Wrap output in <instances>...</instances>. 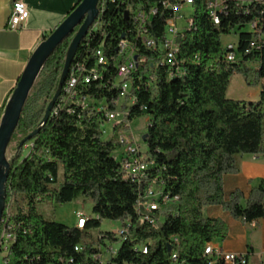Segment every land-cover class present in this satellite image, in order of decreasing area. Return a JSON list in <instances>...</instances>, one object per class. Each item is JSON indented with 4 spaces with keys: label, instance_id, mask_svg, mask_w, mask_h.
Instances as JSON below:
<instances>
[{
    "label": "trees",
    "instance_id": "1",
    "mask_svg": "<svg viewBox=\"0 0 264 264\" xmlns=\"http://www.w3.org/2000/svg\"><path fill=\"white\" fill-rule=\"evenodd\" d=\"M160 2L104 1L94 22L100 24L98 33L81 41L68 71L76 61L88 68L95 66L93 52L100 44L108 64L98 65L103 73L98 80L87 84L79 80L77 95L102 100L113 108L118 89L113 87L111 57L121 38L135 41L129 12L138 6L157 9L147 27L158 44L170 12ZM100 4L101 0L98 9ZM223 5L219 23L214 24L206 0L189 2L188 26L174 38L180 77L169 76L175 63L163 62L165 51L159 46L153 51L135 47V54H143L146 64L130 73L132 104L125 107L124 120L148 116L143 141L152 164L140 183L122 178L113 155L120 143L117 137L103 138L102 113L82 108L64 95L63 88L48 121L42 123L73 34L56 47L30 91L8 145L10 169L2 217L8 210L12 238L5 264H98L92 254L106 240L117 242L115 231L100 232L91 243L82 241L105 219L128 223L127 238L119 242L107 264H209L205 246L216 238L224 239L228 226L221 218L205 217V206H221L233 218L248 223L264 216V179L246 197L239 190L223 192V176L239 171V156L264 154V0H223ZM232 33L237 34V60L228 62L221 38ZM233 74H240L247 86L260 87L257 100L226 97ZM114 128L116 132L118 127ZM26 144H30L27 151ZM60 174L62 181L55 187ZM153 181L170 201L148 213L138 203ZM79 196L91 201L95 214L83 228L46 219L36 210L37 203L61 205ZM147 213L156 223L142 218ZM142 243L147 244L146 253L136 249ZM76 245L84 249L76 251ZM214 264L226 263L219 259Z\"/></svg>",
    "mask_w": 264,
    "mask_h": 264
},
{
    "label": "built area",
    "instance_id": "2",
    "mask_svg": "<svg viewBox=\"0 0 264 264\" xmlns=\"http://www.w3.org/2000/svg\"><path fill=\"white\" fill-rule=\"evenodd\" d=\"M104 1L106 0H101L99 14L100 10L103 9ZM239 1L244 2L245 0ZM206 2L211 21L214 24H218V12L220 13L224 9L223 0H206ZM160 3L163 8L170 10V12L169 16L166 18L163 40L158 44L150 36L147 27L148 18L155 14L157 9L154 7L146 10L138 6L129 12L134 24L133 31L135 34V41L132 42L128 39L121 38L115 48V55L111 57L115 66L113 87L118 89V96L111 102L113 108H111L109 104H102V100H96L89 96H79L75 91V87L79 80L87 84L102 77L103 73L98 65L104 68V66L108 64V58L101 44L93 52L97 66L95 65L88 68L84 62L76 61L70 68V72L68 71V77H66L65 84L62 87L64 89V95L75 99L76 104L80 105L82 108H91L92 110L102 113L103 123L112 121L123 122V129L119 130L118 141L120 146L114 151L113 155L119 162L122 178L138 183L147 177V169L152 162L147 159L145 152L142 153L140 151L135 142L130 121L127 122L124 120L125 107L132 104L131 97H129V86H132L133 74H129V67H137L138 69L146 64V58L143 54H135V47H142L145 50L153 51L159 46L165 51L163 62L175 63V70L170 71L169 76L172 77L175 75L180 77L182 75V68L177 62V54H174V38H176L183 29L177 26V21L182 18L179 11L189 6V2L188 0H179L176 2L161 0ZM27 17L28 9L26 4L22 0H13L6 23V29L11 31L19 30L25 23ZM186 26H188V20L186 21ZM99 29V22L93 23L86 36H92L94 33H98ZM252 46H256L255 42L252 43ZM224 47L226 49L225 60L228 62L236 61V45L229 42ZM150 77L151 79H155L154 74H151ZM142 109L144 110L145 107H142ZM102 130L104 132L103 128ZM173 199H177V197ZM169 201L170 197L164 195L162 188L157 186L155 181H153L152 185L147 188L142 199L139 201L138 207L141 210L151 213V211L159 209L163 204ZM148 213L143 214L142 218L148 223H156L155 218ZM75 217V226L83 228L88 217L81 211H76ZM249 224L255 226L254 221L249 222ZM0 226V264H5L4 257L8 250V241L12 238V224L9 222L8 210H6V215L2 217ZM127 236L128 223L124 222L115 230V237L118 239L117 242H120L125 240ZM74 249L76 251H82L84 246L76 245ZM96 249V252L92 254V258L96 260L98 264H106L108 259L114 256L117 251V247H114L113 244L110 243H106L105 246H99ZM136 249L140 250L142 253H146L147 244H139ZM204 253L211 257L209 264H214L219 259H222L226 264H247L246 253H226L221 251L218 247H215L211 242L205 246ZM172 258H175V254L172 255Z\"/></svg>",
    "mask_w": 264,
    "mask_h": 264
},
{
    "label": "crops",
    "instance_id": "3",
    "mask_svg": "<svg viewBox=\"0 0 264 264\" xmlns=\"http://www.w3.org/2000/svg\"><path fill=\"white\" fill-rule=\"evenodd\" d=\"M22 1L28 9V17L19 30L11 31L6 29V23L13 0H0V116L31 52L79 0ZM259 93L260 88L254 94L257 99ZM238 166L237 173L223 176V192L228 195L239 190L246 197L251 188L264 179V154L241 155ZM203 215L221 218L228 226L224 239L216 238L211 242L215 247L226 253H246L247 264L264 262V216L254 221L255 226H251L248 222L233 218L221 206H205Z\"/></svg>",
    "mask_w": 264,
    "mask_h": 264
},
{
    "label": "water",
    "instance_id": "4",
    "mask_svg": "<svg viewBox=\"0 0 264 264\" xmlns=\"http://www.w3.org/2000/svg\"><path fill=\"white\" fill-rule=\"evenodd\" d=\"M98 1L99 0H81L49 33V35L38 43L35 49L31 52L16 81L12 93L5 103L3 112L0 116V224L3 210L5 208V184L10 169L8 145L17 127L25 102L49 56L59 44L73 34L66 51L57 90L47 104L42 118V123L48 121L54 103L61 93L76 51L81 41L86 37L89 28L98 17ZM176 42H178V39H176ZM37 131L38 129L25 136L19 145L21 146L25 141L31 139ZM142 140H144V136H142Z\"/></svg>",
    "mask_w": 264,
    "mask_h": 264
},
{
    "label": "rangeland",
    "instance_id": "5",
    "mask_svg": "<svg viewBox=\"0 0 264 264\" xmlns=\"http://www.w3.org/2000/svg\"><path fill=\"white\" fill-rule=\"evenodd\" d=\"M179 14L182 16L177 21V26L179 28H184L186 26V21L189 20L192 14V7L186 6L179 11ZM237 41V34L232 33L227 36H223L221 38L222 45H226L231 42L235 44ZM254 65V63H252ZM260 87H250L247 86L243 77L240 74H233L226 92V97L234 100H243V101H254L257 97L254 96L257 89ZM121 117V116H120ZM148 116L146 114L141 115L137 118H134L130 121L131 130L133 132L135 142L137 143L140 151L143 153L146 150V145L142 140V136L146 130V119ZM118 127L117 131L114 132L112 127ZM104 129L103 138H116L119 140V130L123 129V122H104L102 125ZM30 144H26L25 151L28 150ZM13 147V145L11 146ZM62 181V175L60 174L57 182L54 184L55 187H59ZM158 186V185H157ZM36 210L41 213L46 219L55 220L56 222L62 223L68 227L75 226V212L81 211L86 217L94 218L95 214L92 211V203L91 201L84 197L79 196L72 202L64 203V204H48V203H37ZM163 216L161 217V220ZM121 223L119 221L112 220H102L100 226L98 228H94L89 230V235L85 236L82 242L91 243L95 240L100 232H113L116 228L120 227ZM107 244H113L114 247L119 245V242L111 243L109 240H106ZM107 264V263H106Z\"/></svg>",
    "mask_w": 264,
    "mask_h": 264
},
{
    "label": "bare ground",
    "instance_id": "6",
    "mask_svg": "<svg viewBox=\"0 0 264 264\" xmlns=\"http://www.w3.org/2000/svg\"><path fill=\"white\" fill-rule=\"evenodd\" d=\"M191 0H188V2H190ZM135 67H129V74L131 73V71L134 69Z\"/></svg>",
    "mask_w": 264,
    "mask_h": 264
}]
</instances>
